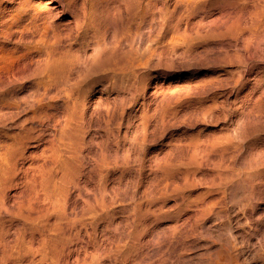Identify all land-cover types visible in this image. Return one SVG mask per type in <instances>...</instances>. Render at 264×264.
Here are the masks:
<instances>
[{
  "label": "rangeland",
  "instance_id": "1",
  "mask_svg": "<svg viewBox=\"0 0 264 264\" xmlns=\"http://www.w3.org/2000/svg\"><path fill=\"white\" fill-rule=\"evenodd\" d=\"M236 1L243 16L239 28L245 29L237 43L228 46L229 36L221 37L231 25L229 7L207 0L209 8L191 19L206 43L155 61L137 89L100 82L93 87L90 101L102 115L94 130L110 139L112 153L117 143L121 157L129 151L131 166L116 168L105 180L88 168L83 176L76 172L87 186L66 192L70 218L103 210L109 215L101 228L65 234L66 254L69 249L78 264H114L119 253L141 264H264V0ZM65 4L0 0V16L13 23L19 12L38 8L67 31L73 16ZM173 25L158 18L127 26L126 45L142 53L161 34L170 36ZM107 40H114L112 33ZM1 57L0 89L14 96L13 107L0 100V140H6L31 116L32 57ZM142 96L152 124L135 142L134 107Z\"/></svg>",
  "mask_w": 264,
  "mask_h": 264
},
{
  "label": "bare ground",
  "instance_id": "2",
  "mask_svg": "<svg viewBox=\"0 0 264 264\" xmlns=\"http://www.w3.org/2000/svg\"><path fill=\"white\" fill-rule=\"evenodd\" d=\"M209 1L218 4V0ZM64 2V8L73 16V26L67 31L38 8L25 11V15L19 12L13 23L12 18L6 20L0 16L1 59L4 55L10 59L18 54L31 55L28 77L33 80L30 118L19 125L17 134L0 140V264H78L69 249L66 254L65 234L71 236L75 231L80 234L89 228H101L109 215L103 210L79 221L70 218L69 211L73 208L66 192L74 189L81 193L87 186L76 172H82L83 176L88 168L98 171L105 180L116 168L131 166L129 151L121 157L117 143L114 145L117 151L112 153L110 139H104L94 130L100 127L102 115L99 105L90 101L93 87L100 82L137 89L142 85L144 71L152 63L180 51L185 56L199 43H206V37L193 27L191 19L209 8L207 0ZM221 3L231 10L227 12L231 25L221 34L222 39L229 36L228 46H231L241 39L245 30L239 28L243 19L238 7L241 4L236 0H221ZM158 18L174 24L171 35L161 34L142 53L129 49L126 27L145 20L155 22ZM23 19V23L19 22ZM107 32L113 34L111 43ZM14 36L18 38L12 40ZM216 42L227 54L223 40L219 38ZM88 79H94V84L89 85ZM8 80L14 84L13 78ZM7 90L10 89H0L1 104L6 102L13 107L14 96H9ZM148 107L147 96H142L138 108L134 107L135 142L152 124L145 115ZM157 118L161 121V117ZM13 189H17L14 195ZM124 254L115 255L114 264H141L139 258Z\"/></svg>",
  "mask_w": 264,
  "mask_h": 264
}]
</instances>
